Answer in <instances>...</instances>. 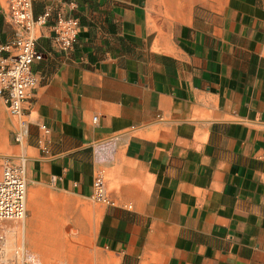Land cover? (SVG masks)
I'll use <instances>...</instances> for the list:
<instances>
[{"label":"crops","instance_id":"0c3cea01","mask_svg":"<svg viewBox=\"0 0 264 264\" xmlns=\"http://www.w3.org/2000/svg\"><path fill=\"white\" fill-rule=\"evenodd\" d=\"M48 8L22 143L0 97V174L26 168L25 253L264 264V0H33ZM59 11L80 19L69 51L52 44ZM98 174L114 203L92 198ZM75 218L81 243L65 238Z\"/></svg>","mask_w":264,"mask_h":264},{"label":"built area","instance_id":"2783aa9c","mask_svg":"<svg viewBox=\"0 0 264 264\" xmlns=\"http://www.w3.org/2000/svg\"><path fill=\"white\" fill-rule=\"evenodd\" d=\"M15 27L11 40L0 42V97L10 114L21 120V126L13 134L16 143H22L28 133V123L23 119L26 102L38 85V77L33 66L44 59L45 54L38 47V34L49 25L53 9L48 8L43 14L34 16L33 0H8L4 11ZM80 19L63 12H57L51 23L52 44L61 51L75 47L80 32ZM97 120V117H94ZM46 132L48 128L42 126ZM92 198L96 201L112 204L105 180L98 174L93 181ZM27 216V180L23 163H7L0 174V225L5 221L17 220L23 223ZM3 230V229H2ZM6 243L5 234H0V252ZM7 264V263H0ZM11 264H41L39 261L24 260Z\"/></svg>","mask_w":264,"mask_h":264},{"label":"rangeland","instance_id":"374dc122","mask_svg":"<svg viewBox=\"0 0 264 264\" xmlns=\"http://www.w3.org/2000/svg\"><path fill=\"white\" fill-rule=\"evenodd\" d=\"M6 164L7 162H3L1 170ZM70 221L71 222L68 223V228L70 229V231L65 233V238L69 243L70 242L81 243L83 240V233L77 231L78 229L77 218L70 219ZM2 231L4 233L7 231V234H5V238L8 241H6L5 243L3 252H0V263H7V264L21 263L24 260H34V261L41 260L43 264H67L69 262L66 256H64L63 258L62 256L59 257L57 261H54V259L52 258L51 260L53 262L49 263L46 259L42 258V256H39L38 252L32 253L30 255L25 253L24 240L22 234V223H20L17 220H10L3 222L0 225V234ZM92 236H93V231H91L90 234L89 233L87 234V239L92 238Z\"/></svg>","mask_w":264,"mask_h":264}]
</instances>
